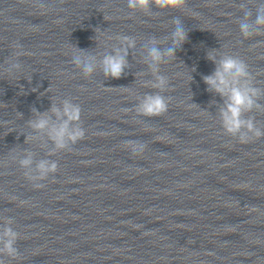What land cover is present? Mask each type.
Wrapping results in <instances>:
<instances>
[{
    "label": "clouds",
    "instance_id": "clouds-1",
    "mask_svg": "<svg viewBox=\"0 0 264 264\" xmlns=\"http://www.w3.org/2000/svg\"><path fill=\"white\" fill-rule=\"evenodd\" d=\"M38 2L43 6V0H38ZM186 4L187 0H126L129 10L133 13L142 12L146 15L156 12L153 11V7L161 11L180 10ZM250 4H254V10L249 6ZM239 8L243 12V17L237 19L236 22L241 36L247 39L257 34H264V0H246L239 4ZM253 15H255V19H253ZM172 23L174 28L168 37L161 40L153 36L142 45L143 52L140 54L143 57V63L147 65L149 72L154 77L147 83L160 91L136 97L135 112L138 115L159 116L168 110L170 98L160 93L166 90L169 80L166 75L161 73L160 66L167 64L170 60L177 59V50H180L189 39V29L185 27L183 20L174 17ZM117 40L118 43L112 45L110 50L99 54L73 45L71 63L86 78L92 77L99 71L105 80L120 79L127 74L126 69L133 67L127 57L131 50L134 59L137 45L136 39L131 36H119ZM162 44L165 46L162 47ZM17 47L22 46L18 44ZM218 50L207 51L206 58L214 63L215 68L211 74L202 75V80L207 85L206 90L218 95L222 100V103L219 104L215 100L212 101L213 104H216L221 127L225 133L237 137L241 142L264 137V126H258L255 117L247 115L254 110L264 112V104L259 102L264 98V88L255 85L249 65L244 59L227 53L218 54ZM15 55L17 59L10 61L7 69L9 73L22 68L19 57L23 55V52H17ZM192 71H195V68ZM190 79H193L191 74ZM36 90V88L32 89L33 92ZM31 112L32 117L26 122L32 131L26 135L25 143L29 139L39 140L42 142L41 146L45 148L50 143L49 156L59 151L71 150L72 145L85 137L86 132L81 120V106L74 103L71 98L52 99L48 110L40 112L33 106ZM126 144L130 146L133 156L142 153L145 148V145L138 141H126ZM36 156L35 152L23 149L17 159L20 167L25 170V176L34 182V187L41 188L44 185L39 182L54 175L59 169V164L56 160L37 159ZM0 221H2L0 224V264H5L4 255L14 257L19 253L16 247L19 233L13 228L15 223L13 218L3 217L0 218Z\"/></svg>",
    "mask_w": 264,
    "mask_h": 264
}]
</instances>
